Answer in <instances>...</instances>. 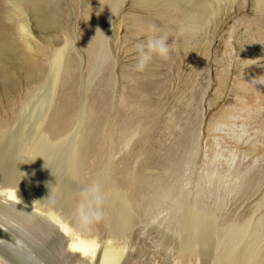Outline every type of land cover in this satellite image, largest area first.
Segmentation results:
<instances>
[{
  "label": "rangeland",
  "instance_id": "rangeland-1",
  "mask_svg": "<svg viewBox=\"0 0 264 264\" xmlns=\"http://www.w3.org/2000/svg\"><path fill=\"white\" fill-rule=\"evenodd\" d=\"M57 1L60 31L43 30L40 26L35 30L56 37L61 54L56 51L52 55L62 66L67 61L64 67L68 71L65 74L60 67L52 102L42 111L37 99L39 92L35 90V85L42 81L30 83L27 75L36 68L46 69L51 52L42 49L43 56L25 54L32 63L26 68L22 66L21 54L0 53V135L5 134L1 146L11 148L8 138L15 133L12 143L17 142L19 119L20 130L28 129L35 122L37 110L42 111L40 127L52 122L56 126L75 124L82 106L80 89L84 85L88 126L85 130H91L101 142L106 139L112 170L118 176L124 172L119 188L125 195L122 205L139 221L128 229L119 264L201 261L186 260L176 248L159 244L151 230L173 233L174 222L166 216L170 204H163L148 215V209L155 207L154 193L169 187H172L168 200L171 205L190 209L201 203L215 218L220 231L246 223L249 227L243 241L250 242L254 252L262 256L264 0L223 4L220 14L196 33V40L189 47H185L180 33L181 12L170 8L167 0H159L153 8L144 7L137 0ZM2 9L3 6L0 13ZM150 25L158 29L156 35L167 34V42L174 46V51L168 61L153 56L145 70L138 72L134 67L138 59L136 45L147 39ZM13 26L9 23L5 27ZM94 32L105 33L103 41L100 39L102 46L98 39H92V48L101 56L96 69L92 66L96 61L93 58L91 61L85 50ZM4 80L13 85L5 88ZM34 129L32 139L37 142L40 128ZM131 132H135L134 138L124 145L122 134ZM80 135L86 136L87 132L81 129ZM86 143L87 161L81 178L85 184L77 183L84 187L91 184L92 176L87 182V175L97 161L93 141L87 138ZM8 155L1 158L2 168L7 172L13 162L31 164L26 158H34L25 152L18 157ZM158 176L162 179L160 184ZM4 199L0 194V204L7 205ZM71 202L67 204L69 212L74 208L75 202ZM175 216L181 219L180 208ZM0 218L13 223L17 231L30 239L34 247L32 255L40 264H98L107 245V233L101 229L94 253L83 255L71 248L69 235L61 233L59 244L52 231L43 232L45 225L39 219L26 221L18 214L15 221L2 214ZM35 222L39 227L35 226L33 232L30 229ZM143 225L148 227L144 230ZM250 233L256 238H249ZM16 238L13 233L0 232V239L5 242L16 243Z\"/></svg>",
  "mask_w": 264,
  "mask_h": 264
},
{
  "label": "bare ground",
  "instance_id": "bare-ground-1",
  "mask_svg": "<svg viewBox=\"0 0 264 264\" xmlns=\"http://www.w3.org/2000/svg\"><path fill=\"white\" fill-rule=\"evenodd\" d=\"M137 1L144 7L153 8L159 0ZM167 1L170 4V8L181 12L183 19L180 33L185 42V47H189L196 40V33L207 28L208 24L213 22V16L216 17L220 14L222 5L227 2H234L235 0ZM56 2L58 1L0 0V7L3 6L0 13V53L10 54L11 56L21 54L23 58L22 66L24 68L32 64L25 54L32 55L36 53L43 56L42 49H46L48 54L51 52L50 55L56 51H58L56 52L57 54H61L60 42L55 41V36L35 30L36 27L40 26L43 30L60 31ZM9 23L14 24V28L7 29L5 26L9 25ZM104 35L105 33L100 32H96V34L95 32L92 33L91 41L86 43L85 46L87 57L91 58V61L92 58L96 61L92 62L94 69H96L101 56L99 57L92 48V39H98L99 43L101 42L100 46H102L104 44H102ZM73 41H75V38H73ZM55 47L60 48L57 50ZM46 63V69L36 68L35 71L27 75L29 80L31 79L32 81L30 83L42 81L40 84L35 85V90L39 92L37 99H40L39 103L42 105L40 110L42 111L52 102L60 67L63 73L68 71L64 67L67 61L62 66L58 58H55L53 55L47 58ZM3 84L5 88L13 85V83L7 80H4ZM84 87L82 85L79 94L82 104L81 111L76 116L75 124L72 126L68 127L61 124L56 126L52 122L53 124L49 126L42 125L40 127L42 111L37 110L35 122L28 129L20 130L21 120L19 119L17 142L12 143L14 141L13 138L16 137L14 136L15 133L8 138L9 143L11 142V148H3L1 146V141L4 140L5 134L0 135V194H3L6 198L4 200L8 202L7 205L0 204V214L5 215L12 221H15L16 214L23 216L26 221L39 219L45 225V228L42 229L43 232L52 231L56 235L59 244H61V233L66 236L69 235L68 241H70L71 248L80 251L83 255L94 253L98 232L104 229L108 236L107 238L105 237L106 240L104 239L107 241V245L104 246L100 253L98 264H119L128 229L138 224L139 221L132 216L127 206L122 205V198L125 195L119 191V188L124 172L118 176L112 170V164L107 159L109 156L108 148L110 147L106 145V139L104 142H101V139H97L91 130H85L88 126L85 123L87 103L85 104L84 102ZM106 125L104 123V127ZM35 127L36 129L34 130L40 128V132L37 134L40 140L37 142L32 139L34 135L33 128ZM81 129L87 132L86 136L80 135ZM134 135L135 132L123 133L121 139L124 145H128L134 138ZM87 138L93 141L94 150H96L95 157L97 159L93 169L88 173V177L86 176L87 182L90 176H92L91 183L99 180L103 186V190L107 194V202L105 204V217L103 221L94 225L90 232H83L76 226L74 213L79 201L78 194L84 188V186H79L77 183L81 185L85 184V182L81 183V178H83V169L87 161ZM21 152L33 156V159L26 158L27 161L32 163L19 162V165L13 162L9 172L4 171L2 168L3 159L1 160V158L4 156L8 157V154L18 157ZM36 159H39V161H36ZM119 171L121 172V169ZM158 177L160 178L158 184H160L162 179L160 176ZM171 191L172 187H169L167 190L154 193L156 196V199H153L155 207L148 209V215H152L163 204H170L168 205L166 216L174 222L171 226L173 233L167 234L165 231L151 228V230H154L159 244L176 248L175 250H178L179 255L186 260L191 259L194 261L197 258L198 261L200 259L201 261H198L199 264L200 262L201 264H264V250L263 255L259 256L257 252H254L250 242L243 241L248 226L246 223L225 228L224 232L220 231L221 229L219 230L215 224V218L202 207L201 203L196 204L190 209H187V206L171 205L172 202L168 201L170 200ZM71 200L75 203L72 212H69L68 208L70 207H67V204ZM179 208L181 210V219L177 220L175 213ZM20 209H23L25 212H22ZM259 220L260 218L257 219L258 222ZM37 225L39 227V224L33 223L30 230L34 232V227ZM143 226H145L143 227L144 230L148 227L147 225ZM102 231L100 232L102 233ZM0 232L1 234L6 233L9 235L13 233L18 237L14 241L16 243H8L0 239V264H25L26 261H30L32 264H40L38 259L32 255L34 253L32 250L34 248L33 243L31 244L30 239H27V236L23 235L21 231H17L13 223L0 218ZM48 234L50 235V233ZM256 236L250 233L249 238H256ZM89 237L93 238V240H90L91 238ZM211 260L213 261L211 262Z\"/></svg>",
  "mask_w": 264,
  "mask_h": 264
},
{
  "label": "clouds",
  "instance_id": "clouds-1",
  "mask_svg": "<svg viewBox=\"0 0 264 264\" xmlns=\"http://www.w3.org/2000/svg\"><path fill=\"white\" fill-rule=\"evenodd\" d=\"M158 29L155 25L149 26V35L147 39L136 45L138 59L135 64V70L143 72L147 65L152 61L153 56L160 60L168 61L174 51V46L168 44L166 33L156 35ZM79 201L77 203L74 219L76 226L83 232H90L94 225L99 224L105 217V204L107 194L99 180L92 182L79 192Z\"/></svg>",
  "mask_w": 264,
  "mask_h": 264
}]
</instances>
